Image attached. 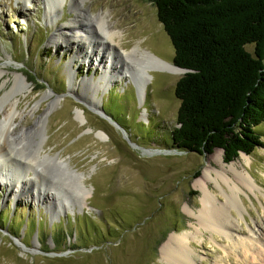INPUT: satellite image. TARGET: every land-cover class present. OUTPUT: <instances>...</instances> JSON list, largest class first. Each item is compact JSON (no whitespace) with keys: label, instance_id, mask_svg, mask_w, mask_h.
Segmentation results:
<instances>
[{"label":"rangeland","instance_id":"rangeland-1","mask_svg":"<svg viewBox=\"0 0 264 264\" xmlns=\"http://www.w3.org/2000/svg\"><path fill=\"white\" fill-rule=\"evenodd\" d=\"M69 4L70 0H0L4 73L0 99L18 72L30 86L27 96H20L17 131L33 126L56 100L47 115L42 151L38 155L35 147L26 150L36 160L28 172L30 160L16 158L23 176L39 180L43 189L33 184L21 194L0 185V264H174L162 259L160 248L169 237L184 233L196 264H264V123L256 129L262 147L230 163L254 188L236 180L232 170L224 172L226 182H207L222 209L233 194L237 209L231 210L230 220L237 232L206 231L199 224L204 193L195 183L207 168L216 178L223 171L221 163L230 164L224 162L222 150L200 156L173 149L172 130L178 126L180 107L175 87L184 74L172 76L148 66L143 103L135 76L118 80L110 71L107 90L93 92L85 81H92L95 88L98 84L93 81L102 76V69L90 68L83 58L79 61L78 48L58 35L71 23L85 29L90 21L78 17L79 5ZM79 4L87 14H104L111 27L124 32L117 39L118 48L132 53L124 59V68L145 62L133 54L138 48L174 65V47L152 0H79ZM89 32L90 40L100 44L98 35ZM247 50L253 52V46ZM70 74H76L71 80L75 89ZM92 96L100 100L99 106L88 105ZM33 108L37 112L31 116ZM99 133L107 139L99 138ZM55 158L69 169L54 165ZM32 189L40 191L41 198L38 194L35 198ZM215 211L220 215L223 210Z\"/></svg>","mask_w":264,"mask_h":264},{"label":"trees","instance_id":"trees-1","mask_svg":"<svg viewBox=\"0 0 264 264\" xmlns=\"http://www.w3.org/2000/svg\"><path fill=\"white\" fill-rule=\"evenodd\" d=\"M189 70L176 83L180 101L173 149L230 164L262 147L264 123V0H152ZM253 46V52L247 50Z\"/></svg>","mask_w":264,"mask_h":264},{"label":"bare ground","instance_id":"bare-ground-1","mask_svg":"<svg viewBox=\"0 0 264 264\" xmlns=\"http://www.w3.org/2000/svg\"><path fill=\"white\" fill-rule=\"evenodd\" d=\"M69 5H72L73 7L80 6L79 11H77L78 17L85 16L87 18H90V21L88 20L89 23L86 26L88 32L85 31L86 28L84 29L82 25L78 24L76 26L74 25L75 23H71V25L61 28L58 31V35L64 37L66 39L67 44H74L78 48L77 52L79 54V61L82 60L81 58H83L85 61H88L90 68L95 65L97 68L102 69V76L99 77L98 80L93 81L94 84H98L95 88L92 86V81H85L88 88L93 92L102 89L107 90V86H110L108 84H111V80L109 79V77H111L110 71L115 73L114 77L118 80H123V78H131L132 76H135L133 81L135 83L140 101L143 103L146 94L145 90L149 81V75L146 72L147 69H150L148 68V66L151 68L154 67L153 69L162 70L164 73H167L172 76L184 74V71L177 68L175 65L164 63L163 61H158L139 48L133 50V54L138 53L142 56L141 59L145 60V62L138 63L134 67L130 65V67L127 66L126 68H124L127 64V62H125V64L123 65L124 59L129 60L130 55L132 54L128 50L118 48L119 41L117 39L120 36H123L124 32L118 30L119 27H111L109 25L107 17L104 14L99 15L98 17L93 16L91 14H87L79 4V0H70ZM93 22L95 23V25L91 26ZM89 31H94L96 35H98L100 39V44H94L91 41L92 39L90 40ZM71 33L72 36L69 39L68 36H70L69 34ZM61 37H59V39H64ZM55 45L57 46L58 43H56ZM135 67H138L140 70L130 69ZM3 74V71L0 70V80L3 78ZM75 76L76 74H70L69 76L70 86L72 88H74L75 85L73 83L74 81L72 82L71 80L72 78H75ZM5 87L6 83L4 82L2 84V88ZM29 91L30 86L26 77L23 75V73L18 72L16 75L13 76V84L10 90L7 91L4 96L0 99V185H6L7 187L11 188L12 192L17 191V193L21 194L25 191L29 192L30 189L28 187H31L33 184L36 185L35 188L38 189L40 186H42L43 189L44 184L42 185L39 180H36V182H34L33 180L23 176L24 172H22V167L17 164L16 158L23 159L25 161H31L27 162V168H25L28 172V170L30 169L29 167H31L32 165L31 163L34 162L33 160H35V156H28L27 154H25L26 150L31 147H35L36 152L38 151V155L40 151H42L44 129L46 126L47 115L54 107V102H56V100H54L49 105V107H47V111L34 121L33 126L17 131L16 119L20 116L18 111L19 102L21 101L20 96L26 97ZM46 97H49V95L47 94ZM89 101L90 104L88 105H91V107H94L96 105L99 106L101 104V102H99L100 100H97L94 96L89 98ZM37 108L31 109L29 111V114H31V116L35 115L37 112ZM145 114H143V116H145ZM77 115L78 118L81 119L82 115L80 113H77ZM98 137L101 139H107V135L104 133H99ZM243 157L247 161L249 160L247 159L248 157L246 155H243ZM52 160L54 165L59 166L60 168H64L66 171L67 169H69L68 164L65 161L59 160L58 158ZM221 165L223 171L218 172L216 174V178H213L212 170L210 168H207L204 172L203 177L195 183V186L201 188L204 193L202 199L204 212L202 211L203 214L199 217V224L201 225L200 227L204 228L206 231L208 230V232L210 231L211 233H214L215 231H220L221 233H224L229 230L228 232L234 234L237 232V225L230 220V217L233 218L231 210L234 208L237 209V205L233 194H230L228 196L226 207L222 209L217 205L219 199L215 197L214 194H212L207 185V182L211 180H221L223 182H226V174L224 172H227L228 170H232L235 172L237 169L234 163L226 165L222 162ZM235 173L236 180L238 179L243 185L248 188H254L251 182L242 173L237 171ZM54 174L55 173H53L52 175L54 176ZM58 177L59 174L57 175V178ZM77 178L81 179L83 177L82 175H80V177L78 175ZM22 183L24 187L20 188L19 184ZM234 186L236 187L235 184ZM31 194L35 195V198H37L38 196H40L41 198L40 191L33 190ZM216 208L219 210H223L220 215L216 213ZM227 211L230 214L227 215ZM189 214H193L192 216L195 215L192 211H190ZM187 241L188 233L169 237V239L160 248V254L162 259L174 264H196L197 262L193 257V251L191 249H188L186 246Z\"/></svg>","mask_w":264,"mask_h":264},{"label":"water","instance_id":"water-1","mask_svg":"<svg viewBox=\"0 0 264 264\" xmlns=\"http://www.w3.org/2000/svg\"><path fill=\"white\" fill-rule=\"evenodd\" d=\"M176 67H177V66H176ZM177 68H179V67H177ZM179 69L183 70V71H184V74H186V73L189 72V70H186V69H182V68H179ZM100 111H101L100 114H102V116H104V117H106V118L108 119L107 115L103 112V110L101 109ZM241 154H242V153H241Z\"/></svg>","mask_w":264,"mask_h":264}]
</instances>
